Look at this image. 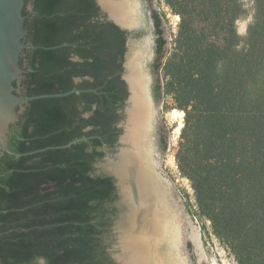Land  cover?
<instances>
[{"label":"trees","instance_id":"trees-1","mask_svg":"<svg viewBox=\"0 0 264 264\" xmlns=\"http://www.w3.org/2000/svg\"><path fill=\"white\" fill-rule=\"evenodd\" d=\"M30 2L27 38L46 47L25 49L23 95L95 91L32 99L10 126L7 146L21 154L0 153V264H114L106 242L118 195L94 170L121 132L126 32L95 0ZM166 3L179 22L166 55L153 13L151 91L184 114L174 157L192 190L187 209L236 264H264V0ZM168 131L163 120V149Z\"/></svg>","mask_w":264,"mask_h":264},{"label":"water","instance_id":"water-1","mask_svg":"<svg viewBox=\"0 0 264 264\" xmlns=\"http://www.w3.org/2000/svg\"><path fill=\"white\" fill-rule=\"evenodd\" d=\"M95 1L106 19L127 32L121 77L128 95L117 122L121 132L112 151L104 148L105 154L95 163L94 170L113 178L118 195L117 213L110 226L112 236L106 242V250L115 264H196L173 188L161 169V151L154 136L157 109L151 87L155 33L149 0H142L145 31L137 39L131 36L139 19L137 2ZM25 7H32L30 0H0V153L15 155L21 153L11 150L6 139L10 126L18 121L30 100L95 91L94 88H72L23 95L25 49L46 47L33 45L28 40ZM56 46L59 45L50 47ZM84 138L45 148L69 146Z\"/></svg>","mask_w":264,"mask_h":264},{"label":"rangeland","instance_id":"rangeland-1","mask_svg":"<svg viewBox=\"0 0 264 264\" xmlns=\"http://www.w3.org/2000/svg\"><path fill=\"white\" fill-rule=\"evenodd\" d=\"M151 12L157 11L161 15L164 36L167 39L166 55L173 46V39L177 32L179 15L174 13L166 3V0H149ZM249 15H244L237 21L239 33L246 32L249 23ZM155 57V53H154ZM157 74L153 68V83ZM170 98L165 97L163 101H154L157 109L154 124V136L161 151V169L168 177L174 191L177 206L181 211V220L185 228L196 264H236L232 254L212 234L209 223L194 217L187 209L186 201L193 202V194L187 179L180 176L174 154L177 149L180 129L183 125V112L177 108H170ZM165 120L169 131L167 132L166 148L163 149L160 141L161 125ZM180 126L179 131L176 127ZM185 194H188L186 196ZM185 195V196H184Z\"/></svg>","mask_w":264,"mask_h":264},{"label":"flooded vegetation","instance_id":"flooded-vegetation-1","mask_svg":"<svg viewBox=\"0 0 264 264\" xmlns=\"http://www.w3.org/2000/svg\"><path fill=\"white\" fill-rule=\"evenodd\" d=\"M131 1H135L138 3V6H137V10L139 12V19H137V27L136 29L132 32V38H141L143 35H144V31H145V26H144V4L142 2V0H131ZM100 12L103 16L106 17L105 13H103V11L100 9ZM153 13L152 12L150 15H151V20H152V25H153V30L155 31V27H154V20H153ZM126 32V30H125ZM126 36H127V32H126ZM127 39V37H126ZM154 47H155V42H154ZM23 93V91H22ZM9 132H10V129H9ZM9 132H8V135H9ZM8 141V138L6 139V142ZM115 264V263H114Z\"/></svg>","mask_w":264,"mask_h":264},{"label":"bare ground","instance_id":"bare-ground-1","mask_svg":"<svg viewBox=\"0 0 264 264\" xmlns=\"http://www.w3.org/2000/svg\"><path fill=\"white\" fill-rule=\"evenodd\" d=\"M181 125H182V124L180 123V125L176 127V130H177V131H179ZM174 207H175L176 211L178 212L177 207H176V206H174ZM178 214H179V213H178Z\"/></svg>","mask_w":264,"mask_h":264}]
</instances>
